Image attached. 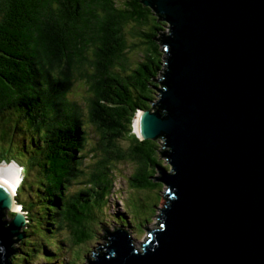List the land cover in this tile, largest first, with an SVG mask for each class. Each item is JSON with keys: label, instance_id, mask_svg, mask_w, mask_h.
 <instances>
[{"label": "trees", "instance_id": "obj_1", "mask_svg": "<svg viewBox=\"0 0 264 264\" xmlns=\"http://www.w3.org/2000/svg\"><path fill=\"white\" fill-rule=\"evenodd\" d=\"M167 27L144 0H0V158L24 166L17 201L29 218L14 264L53 262V245L69 249L66 264L70 252L73 264L81 262L83 253L73 248L97 239L100 214L102 226L136 230L153 218L137 214L158 207L162 194L151 191L164 187L155 174L169 170L160 155L168 148L158 150L163 136L142 138L134 119L139 110H162L157 91L165 88ZM129 34H140L145 45ZM138 45L146 62L129 54ZM82 77L91 93L80 102L72 93ZM96 131L108 145L101 142L102 153L87 164ZM114 139H128V150ZM126 159L138 161L128 176L136 196L129 195L119 218L108 214L111 168ZM66 224L69 235L62 232Z\"/></svg>", "mask_w": 264, "mask_h": 264}, {"label": "water", "instance_id": "obj_2", "mask_svg": "<svg viewBox=\"0 0 264 264\" xmlns=\"http://www.w3.org/2000/svg\"><path fill=\"white\" fill-rule=\"evenodd\" d=\"M144 1L169 25L165 114L137 125L166 139L167 205L142 251L116 230L88 264H264V0ZM0 185V264H13L27 220Z\"/></svg>", "mask_w": 264, "mask_h": 264}, {"label": "rangeland", "instance_id": "obj_3", "mask_svg": "<svg viewBox=\"0 0 264 264\" xmlns=\"http://www.w3.org/2000/svg\"><path fill=\"white\" fill-rule=\"evenodd\" d=\"M134 26H135V24H134ZM167 26H169L168 22H167ZM128 28H132V27L128 26ZM168 31H169V27H167V32ZM128 38H129L130 41L131 40H135L137 42H139L141 39H143V37L140 34H133V35L129 34ZM139 44H142L143 46L145 45L142 42H139ZM129 54H130V56H131L133 61H140V62H146L147 61V59H145V56L143 55L142 49L139 47V45L135 46L133 49H131ZM163 56H164V58H166L167 50H166V52L163 53ZM160 89H159V91H157L159 94L161 93ZM90 93H91V90H90V88H88V83L86 81V77H82V78H79L78 80H76V84H75V87H74L73 93H72V98L73 99L78 100L80 102H83V100L84 99L86 100V98L89 96ZM158 97H159L158 99H161V95H159ZM92 140L96 144L94 146L95 149L91 150L90 153H94L95 152L96 154H101L102 153V146H104V145L107 146L108 145V136H105V135L99 133L98 131H96V134L93 135ZM159 140H160V143L158 144L159 145V149L158 150L162 149V144L163 143L166 144L164 139L160 138ZM101 142L104 143V145H102L100 147L99 144ZM129 142L130 141L128 139H117V140L114 139L112 144H115L116 147H121V149H122L121 151H123V150L127 151L128 149L126 148V146L129 144ZM165 144H164V147H165ZM158 153H160V152L158 151ZM160 155H161V158L166 157L165 153L164 154L160 153ZM91 157H92L91 158L92 161L87 160V164H91L90 162H93V161H95L98 158V156H91ZM0 161H2L1 158H0ZM113 163L114 164L112 165L111 170L114 172V175H115V183H114L115 189H114L113 194L110 196V200H109L110 208L108 210V214H117V213L122 212V210H124V209H122L123 208L122 206H125V201L129 197V195L132 194L133 196H136L135 195V191H134L135 189H133L131 187V185H129L128 176H130V174L132 173V171L134 170V168L138 164V161H136L134 159H126V161L121 160V162L116 160V161H113ZM166 164H168L169 167H170L168 171H171L172 165H170V162H169L168 158L165 159V163L162 166L165 167ZM93 167H94L93 165L90 166V168H93ZM2 171H4V170L3 169L0 170V177L2 176ZM83 173H84V171H83ZM21 175L23 177L24 170L22 171ZM19 185H21V184H19ZM167 189H168V186L166 184H164V187L157 188V189H155L156 191H154V190L151 191L152 193L154 192V194L156 196H158L157 192L162 194V198H161V200L159 202H157L158 203V207H157V209H156V211L154 213L152 212V209H150L149 211L147 210V212H144V211L138 212V215L140 216V218H145V216H148L149 213L153 216V218L151 219L150 222H148L147 224H145V223L143 224L144 227L141 230L134 229L131 232L132 235L135 237V245L137 247H139V248H141L142 243L146 240L147 236L149 235L150 229H155V228H158L160 226V221L158 220V214L159 213L162 214V212H161L162 210L161 209L166 204V198H165L164 195H165ZM143 192L147 193V192H149V190H146V191L143 190ZM15 196H16V198H18V197H20L22 195L18 191V192H16ZM101 219H102V216L100 214V218H99V220L97 222V225H98L97 229H99V234L97 236V239H95L94 241L90 242L91 245H88V247H86L84 249H82L81 245H78V244L73 248L78 253H80V254L83 253L82 254V256H83L82 261L81 262L80 261L77 262V264H88L89 260H90V257L92 256L93 252L100 245L101 246H105V243H107V240L103 237V234H102L103 231H104V226H102V224H99ZM121 225H122V222H121ZM23 229H24V227H22L21 231H23ZM62 232H65V233H67V235H69L70 232H69L68 224H66L64 226ZM52 239L53 238L49 237L48 238V240H50L49 242H51ZM54 252H56V250ZM68 253H69V249H68ZM62 254H64V253H62ZM62 254H56V256L59 257V258H63ZM67 255L68 254H66L64 256H67ZM56 256H54V257H56ZM73 257H74L73 253L70 252V254H69L68 258H67V260H68L67 264H73L70 261L71 259H73ZM53 262H54L53 264H57V261H53Z\"/></svg>", "mask_w": 264, "mask_h": 264}, {"label": "bare ground", "instance_id": "obj_4", "mask_svg": "<svg viewBox=\"0 0 264 264\" xmlns=\"http://www.w3.org/2000/svg\"><path fill=\"white\" fill-rule=\"evenodd\" d=\"M168 34V33H167ZM136 125H137V121H136ZM83 147V146H82ZM1 169H3L4 171H2V176L0 177V181L4 182L7 181V184L9 186V188L11 189V191L15 194V190L18 186V184H21L22 180L21 177L22 175L19 173V171L21 170L19 167L17 168L15 164H8V165H3L1 167ZM19 173V174H18ZM2 178V179H1ZM113 188V187H112ZM18 190V188H17ZM122 202V201H121ZM16 207L21 210L22 213L25 214L26 220L28 219V213L25 212L20 205H16ZM53 236V234H52ZM52 236H50L52 238ZM47 237H45L46 239ZM48 240V239H47ZM50 241V240H48ZM52 241V240H51ZM61 242H62V238H61ZM62 245L64 247V243L62 242ZM51 248L53 249V251L56 250V252H54V256H56V254H62V253H66L68 254V248L66 249H62L60 252L57 250L58 246L57 245H53L51 246ZM55 249V250H54ZM66 254H62L66 255ZM66 256H64L65 258ZM64 258H59V257H54V261H57V264H66ZM45 264H53L54 262H47L45 260H43Z\"/></svg>", "mask_w": 264, "mask_h": 264}, {"label": "clouds", "instance_id": "obj_5", "mask_svg": "<svg viewBox=\"0 0 264 264\" xmlns=\"http://www.w3.org/2000/svg\"><path fill=\"white\" fill-rule=\"evenodd\" d=\"M163 17V16H162ZM164 18V17H163ZM169 27V26H168ZM167 53H168V51H167ZM166 72V71H165ZM165 72H164V74H165ZM164 74H163V80L165 79V76H164ZM162 80V81H163ZM162 88H164V87H161V89ZM161 89H160V91H161ZM160 95H161V93H160ZM160 100V99H159ZM159 100L157 101V105H159L158 103H159ZM159 107H161L160 105H159ZM147 110V109H146ZM150 110V109H149ZM142 111H145V110H139L138 112H137V114H136V116H135V119H134V130L135 131H137V125H138V122L140 121V115H141V112ZM151 112H156V111H154V110H150ZM163 110H159V112H162ZM165 112V111H164ZM136 121H137V125H136ZM137 133H138V131H137ZM153 139H155V138H153ZM157 139V138H156ZM160 168H159V170H158V173L155 175L156 176V178H157V176H159L160 175ZM159 180V179H158ZM161 181V180H160ZM5 183H7V181H4ZM133 188V187H132ZM168 191H169V188L167 189V191H166V193H165V198H166V204L162 207V209L161 210H163V208L167 205V193H168ZM123 208L122 209H124V206H122ZM162 212V211H161ZM124 213V210H122V212H120V213H117V214H111L112 216H116V217H119L120 218V216H121V214H123ZM138 215V214H137ZM162 214L161 213H159L158 214V220L160 221V216H161ZM139 216V215H138ZM149 216V215H148ZM147 217V216H146ZM148 222H145V224H147ZM144 224V223H143ZM114 227V228H113ZM144 226H142L141 227V229L143 228ZM135 228H132V227H124V226H121V227H118V226H110V225H105L104 226V231H103V237L105 238V236H109L110 235V233L111 232H114V231H116V230H121V231H123V232H126V233H128L129 235H130V237L133 239V243H135V237L132 235V230H134ZM156 229V228H155ZM155 229H150V233H149V235L147 236V238H146V240L142 243V246H141V251L145 248V244H147L151 239H152V237L154 236L153 235V232H154V230ZM106 240H107V238H105ZM109 244V242L107 241V243H105V246H99V247H103V248H106V246ZM145 245V246H144ZM98 249V248H97ZM94 259L95 257H91L90 259Z\"/></svg>", "mask_w": 264, "mask_h": 264}, {"label": "snow or ice", "instance_id": "obj_6", "mask_svg": "<svg viewBox=\"0 0 264 264\" xmlns=\"http://www.w3.org/2000/svg\"><path fill=\"white\" fill-rule=\"evenodd\" d=\"M3 185H0V187H2Z\"/></svg>", "mask_w": 264, "mask_h": 264}]
</instances>
